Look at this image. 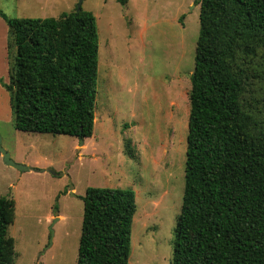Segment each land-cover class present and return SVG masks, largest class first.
Returning a JSON list of instances; mask_svg holds the SVG:
<instances>
[{"label":"trees","instance_id":"trees-1","mask_svg":"<svg viewBox=\"0 0 264 264\" xmlns=\"http://www.w3.org/2000/svg\"><path fill=\"white\" fill-rule=\"evenodd\" d=\"M125 3V0H118ZM181 211L172 264H264V0H196ZM9 92L20 131L85 138L95 126L99 33L91 10L9 17ZM264 91V89H263ZM126 153L133 157L127 143ZM76 264H129L136 193L88 187ZM56 209V208H55ZM57 210V209H56ZM15 201L0 196V264H13Z\"/></svg>","mask_w":264,"mask_h":264},{"label":"rangeland","instance_id":"rangeland-1","mask_svg":"<svg viewBox=\"0 0 264 264\" xmlns=\"http://www.w3.org/2000/svg\"><path fill=\"white\" fill-rule=\"evenodd\" d=\"M79 0H0L9 17L44 18ZM99 33L95 126L83 138L15 127L9 92L0 84V196L15 201L13 264H76L92 187L136 193L129 264H172L181 211L190 113V75L200 30L196 0H84ZM0 24V77L3 62ZM13 61L16 47L11 50ZM264 95V79L257 83ZM127 143L133 157L126 153ZM57 210H56V209ZM63 215V216H61ZM52 230V232H51Z\"/></svg>","mask_w":264,"mask_h":264},{"label":"crops","instance_id":"crops-1","mask_svg":"<svg viewBox=\"0 0 264 264\" xmlns=\"http://www.w3.org/2000/svg\"><path fill=\"white\" fill-rule=\"evenodd\" d=\"M0 24H1V27H3V31H4V34L2 35V44H3V62H4V68H6L8 71V77L10 79V68H11V64L13 63V57H12V54H11V50H13L14 46H10L8 45V25L6 23V21L0 16ZM1 75V74H0ZM1 78V77H0ZM2 79L5 81V82H8L7 81V77H2ZM10 96V95H9ZM13 114V113H12ZM63 216V215H61Z\"/></svg>","mask_w":264,"mask_h":264},{"label":"water","instance_id":"water-1","mask_svg":"<svg viewBox=\"0 0 264 264\" xmlns=\"http://www.w3.org/2000/svg\"><path fill=\"white\" fill-rule=\"evenodd\" d=\"M84 0H79L78 3H77V11H79L81 8H82V3H83ZM81 140L83 141V138H81ZM0 155L3 156V160L6 164L8 165H11L13 167H16L18 169H21V170H29L31 169L30 166L28 165H25V164H22V163H18L16 161H14L11 156H10V153L9 151H7L3 146H2V137H1V134H0ZM52 232V230H51Z\"/></svg>","mask_w":264,"mask_h":264}]
</instances>
